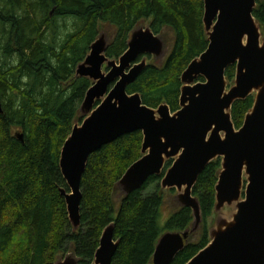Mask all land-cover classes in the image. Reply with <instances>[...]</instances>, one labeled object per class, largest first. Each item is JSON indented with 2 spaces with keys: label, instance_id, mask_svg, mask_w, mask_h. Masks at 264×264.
Masks as SVG:
<instances>
[{
  "label": "trees",
  "instance_id": "1",
  "mask_svg": "<svg viewBox=\"0 0 264 264\" xmlns=\"http://www.w3.org/2000/svg\"><path fill=\"white\" fill-rule=\"evenodd\" d=\"M202 16L203 0H0V264H54L68 245L79 264H92L110 223L119 242L111 264H150L162 233L190 226L193 216L187 207H178L164 226L159 224L160 179L171 160L160 175L119 196L116 182L141 157V131L122 135L89 156L80 185L77 229L59 192L66 188L59 157L72 126L81 119L79 106L91 85L86 77H74L75 68L100 23L115 28L106 51L115 59L143 20H149L156 34L164 27L172 30L166 60L147 64L127 92L140 93L143 103L153 108L167 103L174 112L179 108L181 73L207 47ZM253 16L264 35V0H256ZM234 75L231 65L225 76ZM252 104L253 95L234 102L231 119L236 128ZM15 128L22 138L13 134ZM219 170L216 158L193 187L202 214L201 240L188 241L170 264H185L209 242L206 219L214 209Z\"/></svg>",
  "mask_w": 264,
  "mask_h": 264
},
{
  "label": "water",
  "instance_id": "2",
  "mask_svg": "<svg viewBox=\"0 0 264 264\" xmlns=\"http://www.w3.org/2000/svg\"><path fill=\"white\" fill-rule=\"evenodd\" d=\"M255 6L256 0H203L207 47L181 73L179 108L174 112L167 103L153 108L143 103L140 93L127 92V86L146 67L147 55L155 61L164 56L167 44L162 35L141 22L115 59L106 55L112 39L99 29L75 68L74 77H86L91 85L79 106L81 123L72 126L59 157L66 184L59 192L74 229L80 226V185L89 156L139 130L143 135L141 157L116 182L119 196H127L149 177L160 175L172 159L160 187L175 188L174 204L190 208L193 216L187 229L159 236L152 263L170 264L189 236L199 230L202 214L193 187L204 168L220 158L214 187L217 216L208 229L209 242L185 264H264V38L253 16ZM231 65L235 75L227 88L225 72ZM250 95L252 107L236 128L231 107ZM225 207L230 212L220 213ZM118 243L114 223H110L102 231L92 264H111ZM79 262L71 251L54 264Z\"/></svg>",
  "mask_w": 264,
  "mask_h": 264
},
{
  "label": "rangeland",
  "instance_id": "3",
  "mask_svg": "<svg viewBox=\"0 0 264 264\" xmlns=\"http://www.w3.org/2000/svg\"><path fill=\"white\" fill-rule=\"evenodd\" d=\"M149 22V20H143L142 23L144 24H147ZM100 29H103L108 36H110L111 39L114 38L115 36V28L107 23H100L99 25ZM165 41V43L167 44V49H166V52L164 54L163 57H161V59L155 61L152 56H149L147 55V64H162L167 56L169 55L171 49H172V46H173V41H174V34L172 32L171 29L167 28V27H164L162 28L161 30V33H160ZM263 38H264V35H263ZM117 59V58H116ZM105 67H103L104 69ZM227 81H228V85H227V88L233 84V80L234 78L232 79H229L227 78ZM81 120H76L78 123H81ZM13 134L15 136H17L21 131L20 129H13ZM172 161V159H170ZM162 192H163V204H162V208H161V217L159 219V224L161 226H164V223L167 219V217L169 216L170 213L176 211L178 209V206H176L173 202V199H174V196L176 194V189L175 188H171V189H161ZM115 201L118 202L119 198L117 196V194H115ZM230 212V208L228 207H225L221 210L220 213L222 214H228ZM217 216V213H215L214 211L211 213L210 216H208V218L206 219V224H207V230L214 225L215 223V218ZM202 224L200 225V228L199 230H197L196 232H194L190 238H189V241L190 242H199L202 238ZM208 238H209V235H208ZM70 251H72V246L71 245H68L67 248L62 251L61 253H59V256L60 257H63L65 256L67 253H69ZM150 264H153L152 262Z\"/></svg>",
  "mask_w": 264,
  "mask_h": 264
}]
</instances>
